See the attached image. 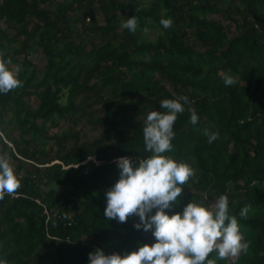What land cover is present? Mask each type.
Here are the masks:
<instances>
[{
  "label": "trees",
  "instance_id": "16d2710c",
  "mask_svg": "<svg viewBox=\"0 0 264 264\" xmlns=\"http://www.w3.org/2000/svg\"><path fill=\"white\" fill-rule=\"evenodd\" d=\"M133 15L135 32L121 24ZM34 46L45 55L42 70L30 60ZM0 52L19 65L21 81L0 93V155L21 177L0 196V258L89 264L98 246L110 254L153 242L137 216L104 215L105 193L119 179L118 157L150 154L147 113L187 95L167 154L195 174L169 211L227 194L248 250L209 258L264 264V0H0ZM225 74L236 82L225 84Z\"/></svg>",
  "mask_w": 264,
  "mask_h": 264
},
{
  "label": "clouds",
  "instance_id": "9594fccd",
  "mask_svg": "<svg viewBox=\"0 0 264 264\" xmlns=\"http://www.w3.org/2000/svg\"><path fill=\"white\" fill-rule=\"evenodd\" d=\"M164 28L171 27L172 18H162ZM136 15L121 21L122 27L135 32ZM145 33L149 29H143ZM11 57L0 52V93H7L21 84L19 65L10 67ZM224 82H236L231 74H225ZM190 103L187 95L160 101L161 109L147 113L143 126L145 149L150 154L139 159L131 156L117 158L119 179L106 191L104 215L109 219L126 222L130 215L138 220L135 227L152 231L155 240L141 243L131 251L106 253L96 247L89 253V264H216L210 253L217 251L223 259L237 256L248 250L243 239L240 221L230 212L227 194L220 195L213 203L205 204L190 200L181 211H169L182 202L185 183L195 174L187 162H178L168 155L176 136L175 125L179 114ZM191 121L195 124L200 116L191 108ZM219 132H209V143L215 141ZM89 159H94L90 156ZM21 177L10 158L0 155V196L12 194L20 187ZM248 207L241 209L240 216L246 217ZM0 264L8 261L0 258Z\"/></svg>",
  "mask_w": 264,
  "mask_h": 264
},
{
  "label": "rangeland",
  "instance_id": "374dc122",
  "mask_svg": "<svg viewBox=\"0 0 264 264\" xmlns=\"http://www.w3.org/2000/svg\"><path fill=\"white\" fill-rule=\"evenodd\" d=\"M218 17L219 16H211V18H215L216 20L219 19ZM100 20H101V22H103L102 19H100ZM90 23L92 24V22H90ZM231 30H235V27L233 26ZM156 33L157 32L155 30H153V29H150L148 31V34L151 36V38H155L156 37ZM192 43L195 44V42L193 40H192ZM196 46H197V48L199 50L203 49L200 44H197ZM30 60H31V62L33 64V67H36L38 70H42L44 68L45 64H46L45 55H44L43 51L38 46H34L30 50ZM34 104H35V101H33V104H31V105H34ZM65 125H67V124L63 123L61 129H66ZM85 132L90 138H92L94 136V134H95L94 129H92V128L88 127V126L85 128ZM237 256H229V257H231L232 259H236Z\"/></svg>",
  "mask_w": 264,
  "mask_h": 264
}]
</instances>
